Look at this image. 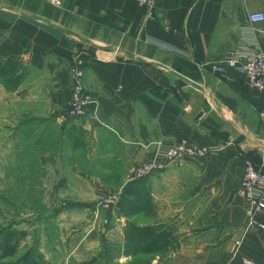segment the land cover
Listing matches in <instances>:
<instances>
[{"label":"crops","instance_id":"obj_1","mask_svg":"<svg viewBox=\"0 0 264 264\" xmlns=\"http://www.w3.org/2000/svg\"><path fill=\"white\" fill-rule=\"evenodd\" d=\"M254 11L264 0H0V59L21 62L16 87L0 79V134L10 146L22 132L46 179L60 232L52 264H264V229L246 226L240 191L245 159L264 167V96L244 72L210 69L232 51L264 49ZM78 60L91 101L72 118ZM180 141L214 151L158 156ZM153 159L165 166L137 177ZM137 178L147 212L100 205ZM130 221L164 225L176 250L127 255Z\"/></svg>","mask_w":264,"mask_h":264},{"label":"rangeland","instance_id":"obj_2","mask_svg":"<svg viewBox=\"0 0 264 264\" xmlns=\"http://www.w3.org/2000/svg\"><path fill=\"white\" fill-rule=\"evenodd\" d=\"M22 135L20 131L15 132L14 140L7 146L5 137L0 134V229L13 226L27 230L20 252L24 246L36 248L43 256V264H52L56 258H48L47 252L60 245L59 228L52 221L56 212L48 204L42 170L38 168L32 151L21 145ZM148 262V257L132 261L136 264Z\"/></svg>","mask_w":264,"mask_h":264},{"label":"built area","instance_id":"obj_3","mask_svg":"<svg viewBox=\"0 0 264 264\" xmlns=\"http://www.w3.org/2000/svg\"><path fill=\"white\" fill-rule=\"evenodd\" d=\"M48 2L60 6L62 0H47ZM140 4L150 6L152 0H136ZM252 22H263L264 12L254 11L249 15ZM227 68L238 69L245 73L248 83L264 96V49H257L250 52L240 50L224 54L219 60L210 64V69L216 73H222ZM84 70L81 61L78 60L72 66V94L67 107V115L72 118H81L87 113V104L91 101V96L87 92L83 82ZM259 117L264 124V106L259 110ZM213 149L208 147H195L180 141L165 148L158 154L166 162H171L184 154L195 157H206L213 153ZM165 166L164 162H158L156 159L141 162L136 166L137 177H144L148 174L161 170ZM240 191L249 204L246 210V226H258L264 229V223L256 218L258 211H264V167L256 165L251 159H245L243 178L241 181ZM118 193L108 195L100 205L109 208L117 203ZM245 264H263L254 260H246Z\"/></svg>","mask_w":264,"mask_h":264},{"label":"trees","instance_id":"obj_4","mask_svg":"<svg viewBox=\"0 0 264 264\" xmlns=\"http://www.w3.org/2000/svg\"><path fill=\"white\" fill-rule=\"evenodd\" d=\"M20 67V59L15 56L0 59V79L7 87H16L20 83L21 76L18 73ZM149 204L144 180L137 178L125 185L116 207L119 212L130 217L139 211L147 212ZM27 234V230L13 226L0 229V264H43V256L36 248L24 246V250L20 252ZM125 237L127 255L156 254L176 250L177 247L171 231L164 225L140 226L130 221L125 228Z\"/></svg>","mask_w":264,"mask_h":264}]
</instances>
